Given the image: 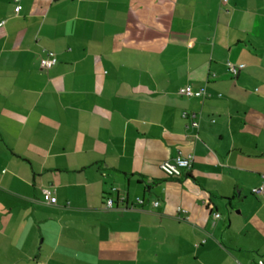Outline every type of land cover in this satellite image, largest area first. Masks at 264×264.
I'll use <instances>...</instances> for the list:
<instances>
[{
  "label": "crops",
  "instance_id": "obj_1",
  "mask_svg": "<svg viewBox=\"0 0 264 264\" xmlns=\"http://www.w3.org/2000/svg\"><path fill=\"white\" fill-rule=\"evenodd\" d=\"M2 22L0 264L264 263V0H0Z\"/></svg>",
  "mask_w": 264,
  "mask_h": 264
},
{
  "label": "built area",
  "instance_id": "obj_2",
  "mask_svg": "<svg viewBox=\"0 0 264 264\" xmlns=\"http://www.w3.org/2000/svg\"><path fill=\"white\" fill-rule=\"evenodd\" d=\"M223 2H227V0H223ZM21 10V5L17 4L15 7V12H19ZM3 22L0 24L2 25ZM57 60L54 56L47 55L45 57L40 58L39 60V66L43 70H49L52 67L55 66ZM227 69L229 73L232 76H235L239 70V67L227 62L226 63ZM178 94L183 97H206V93L204 89H198L194 90L190 85L182 86L178 90ZM185 117V116H184ZM194 127H197V123L193 122L192 124ZM191 163H192V157L187 156V157H182L178 156L174 159L171 160H166L160 163L159 169L162 171V173L169 178H180L182 174L189 170L191 168ZM251 194L256 197H260L264 201V174L262 175V182L259 186L254 187L250 190ZM44 200L48 204H55L56 200L55 198L51 195V192L45 190L44 191ZM137 204H142V200L138 199ZM158 203L155 202L154 205L156 206ZM105 206L107 208H113V202L109 199L106 201ZM215 218H218L219 215L216 213L214 214ZM257 264H264L263 261H258Z\"/></svg>",
  "mask_w": 264,
  "mask_h": 264
}]
</instances>
